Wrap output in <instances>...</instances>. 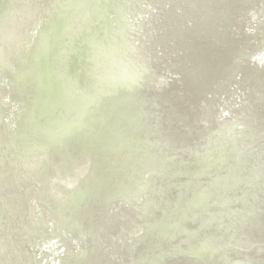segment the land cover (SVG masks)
<instances>
[{
  "label": "water",
  "instance_id": "water-1",
  "mask_svg": "<svg viewBox=\"0 0 264 264\" xmlns=\"http://www.w3.org/2000/svg\"><path fill=\"white\" fill-rule=\"evenodd\" d=\"M2 264H264V0H97Z\"/></svg>",
  "mask_w": 264,
  "mask_h": 264
}]
</instances>
